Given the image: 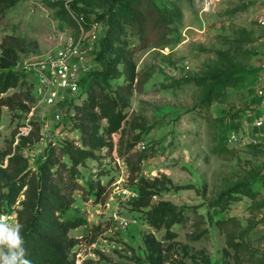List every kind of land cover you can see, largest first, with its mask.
Listing matches in <instances>:
<instances>
[{
    "label": "rangeland",
    "instance_id": "1",
    "mask_svg": "<svg viewBox=\"0 0 264 264\" xmlns=\"http://www.w3.org/2000/svg\"><path fill=\"white\" fill-rule=\"evenodd\" d=\"M14 1L7 6L0 0V60L8 36L36 40L40 47L20 53L11 68L19 76L15 87L2 91L0 78V166L8 168L9 159L21 155L30 176L49 155L57 159L52 174L63 176L74 199L67 217L83 220L70 230L78 239L72 264H151L150 256L160 264H264V142L238 146L228 138L234 124L247 122L264 64V28L257 22L264 0L183 1L182 23L165 39L151 29L155 9L146 4L145 38L136 33L138 26L119 37L127 42L132 65L120 63L123 75L105 79L94 50L98 42L91 45L92 70L83 93L55 107H35L26 60L51 45L53 25L77 29L81 16L101 43L119 26L117 10L113 0ZM154 1L164 7L172 0ZM216 73L234 79L224 86L212 77ZM120 93L129 102L113 131L112 98ZM94 134L107 144L91 148ZM72 146L93 152L76 167L78 175L67 152ZM99 183L106 186L100 196ZM123 184L143 200L124 204ZM7 192L0 182V215L9 214L7 222L14 224L25 195L11 205ZM149 192L156 194L144 198ZM227 192L235 197L218 204ZM162 203L179 215L171 229L148 216ZM116 210L136 222L122 228L113 219Z\"/></svg>",
    "mask_w": 264,
    "mask_h": 264
},
{
    "label": "trees",
    "instance_id": "2",
    "mask_svg": "<svg viewBox=\"0 0 264 264\" xmlns=\"http://www.w3.org/2000/svg\"><path fill=\"white\" fill-rule=\"evenodd\" d=\"M183 1L191 0H172L170 6L164 7L156 4L154 0H113L111 8L117 10L118 16L116 20L119 26L114 24L115 31H111L100 43L101 48L96 57L100 58L105 66L102 74H100L105 79L119 78L123 75V72L118 68L119 64L126 62L127 65H132V55L127 50V42L119 37L126 33L128 27L138 26L139 30L136 33L141 39L145 38L147 29L143 22L147 18H143V15L144 10H148L146 9L148 7L146 4L155 9V17H150L152 22L151 29L158 30L159 38L164 37L165 39V37L167 38L172 33V27L176 29L175 27L182 23ZM5 2L7 6L15 3L14 0H5ZM148 2L151 3V6ZM145 16L147 17L146 14ZM160 31L162 32L161 34ZM39 47L38 41H29L22 36H8L4 39L1 45L2 58L0 60V67L3 68V71L0 72V78H4L1 87L2 91H7L10 87H15L18 84L19 76L18 74L15 76L11 68L18 63L20 53L35 52L39 50ZM212 77L215 78L216 82L224 86L230 85L234 79L233 75H226L225 73H216ZM88 79L89 76L87 75L82 81V86L86 84ZM121 88L119 87L118 91ZM214 90L215 88L210 91L208 97L213 96ZM89 96L90 100L88 103L90 107H93L94 98L90 93ZM32 99L35 100L34 94H32ZM112 101L110 126H112L111 130L115 131L120 127L121 113L129 100L127 96L120 93L118 97L112 98ZM117 107L120 110H115ZM89 116L92 117L93 113H90ZM106 144L107 142L97 134L89 138L91 148ZM67 152L73 162L72 172L77 175L76 167L79 163L84 162L88 157L93 155L91 150L75 146L69 147ZM9 161L10 165L8 168H12L13 172H10L8 168L0 166V182L8 188V192L4 194L7 204H15L22 194L25 195V198L20 201L22 207L17 210L18 222L23 225L21 235L24 238V247L27 252L25 258L29 259L31 264H72L70 252L77 244L78 239L70 235V230L82 224L83 220L67 217V212L74 199L71 197L72 191L70 193L68 191L69 184L64 181L63 176H54L52 174V169L58 163L57 159L49 155L41 164L40 171L32 173L30 176L26 159L21 155H16L10 158ZM25 186L27 188L24 190ZM76 187L77 184H75ZM105 188V185L99 183L98 196L101 195ZM71 189L74 188L71 187ZM239 189V186H237L233 191L238 192ZM153 194H156V192L144 193V198H148ZM234 197L232 192L223 193L218 198L217 203H221L225 198L230 199ZM142 198L143 195L141 193L139 200H143ZM171 207H173L171 204L162 203L157 208L150 210L148 216L152 223L157 226L165 225L171 229L173 224L180 220L179 215L175 214L171 210ZM169 213L174 214L175 218L167 220L166 216ZM150 262L151 264H160L157 258H153L152 256H150Z\"/></svg>",
    "mask_w": 264,
    "mask_h": 264
},
{
    "label": "built area",
    "instance_id": "3",
    "mask_svg": "<svg viewBox=\"0 0 264 264\" xmlns=\"http://www.w3.org/2000/svg\"><path fill=\"white\" fill-rule=\"evenodd\" d=\"M77 29L65 23L53 25L49 35L51 45L42 53L32 54L26 60V69L31 74V84L35 96V107H55L68 102L71 97L82 94V81L91 72L93 58L91 45L98 42L94 50L101 48L100 36L86 26L83 16L76 18ZM258 24L264 28V13L258 15ZM34 107V108H35ZM247 122L234 124L229 132V140L238 146L264 142V64L258 71L254 90V101L247 114ZM119 194L124 204L139 198V191L123 184ZM122 210H116L113 219L122 228L134 221ZM6 220L9 214H1Z\"/></svg>",
    "mask_w": 264,
    "mask_h": 264
},
{
    "label": "clouds",
    "instance_id": "4",
    "mask_svg": "<svg viewBox=\"0 0 264 264\" xmlns=\"http://www.w3.org/2000/svg\"><path fill=\"white\" fill-rule=\"evenodd\" d=\"M23 225L19 222L10 224L0 216V264H31L21 235Z\"/></svg>",
    "mask_w": 264,
    "mask_h": 264
}]
</instances>
